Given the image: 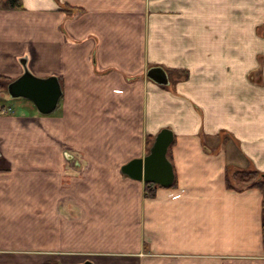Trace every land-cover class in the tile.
Returning a JSON list of instances; mask_svg holds the SVG:
<instances>
[{
    "label": "crops",
    "instance_id": "0c3cea01",
    "mask_svg": "<svg viewBox=\"0 0 264 264\" xmlns=\"http://www.w3.org/2000/svg\"><path fill=\"white\" fill-rule=\"evenodd\" d=\"M21 2L0 10V75H54L62 95L47 115L16 98L22 116L0 97V264H264L262 192L227 174H264V0ZM163 127L175 180L147 193L120 167ZM65 176L76 219L58 208ZM56 243L99 254L22 250Z\"/></svg>",
    "mask_w": 264,
    "mask_h": 264
},
{
    "label": "water",
    "instance_id": "95a60500",
    "mask_svg": "<svg viewBox=\"0 0 264 264\" xmlns=\"http://www.w3.org/2000/svg\"><path fill=\"white\" fill-rule=\"evenodd\" d=\"M147 76L158 84H168L167 73L160 66L150 67ZM6 93L10 98L29 100L40 114L47 115L57 107L62 89L56 76L38 77L25 68L22 74L6 85ZM173 140V131L168 127L161 128L154 135L148 153L143 157L132 158L123 164L121 173L144 183H152L161 187L172 186L175 176L173 165L167 154ZM71 264L93 263L85 260Z\"/></svg>",
    "mask_w": 264,
    "mask_h": 264
},
{
    "label": "rangeland",
    "instance_id": "374dc122",
    "mask_svg": "<svg viewBox=\"0 0 264 264\" xmlns=\"http://www.w3.org/2000/svg\"><path fill=\"white\" fill-rule=\"evenodd\" d=\"M21 8H18V9L5 8V7H3V5L1 3V0H0V10H21ZM260 28H261V26H260ZM260 31H262V30H260ZM11 80H13V79L10 78V77L8 78V77H4V76L0 75V85L6 86ZM5 94H7L5 92V89L4 88L0 89V97L4 96ZM19 100L20 99L13 98V99H9V100H7L5 102H6V104L8 103L9 105L14 106L15 110L17 109L16 110L17 111V115H21V114L23 115V112H22L23 110L22 109H24L25 111L31 110L30 109L31 104L24 103L25 105H20L21 103H18ZM12 112H13V108L12 107L4 108L1 111V113H10V114ZM24 115L27 116V120L25 121L26 126L34 128L35 125H34V123L31 124V122H34V119H33L34 117L33 116L35 114L33 116L30 115V114H24ZM44 123L45 122L43 121V122H40V123L36 122L35 124L37 126H39V125L42 126ZM153 138H154V136H151V137L143 136V140L145 141V143H144L145 144V146H144L145 152H144L143 156H145L148 153L149 147L151 146ZM54 139L56 141H58L59 148L62 151L63 156H67L68 158L76 159L78 161L79 165L81 164V162L85 163V161L88 160L86 158V156H85L86 153L83 150L79 149L78 147H75L74 143H76V142H71V141L69 142V141H66V140H59V138H57V137L54 138ZM80 142H81V140H79V143ZM172 145H173V143H172ZM143 156H140V157H143ZM167 156H168V154H167ZM67 166L69 167V164ZM64 167H66V166H63V168ZM66 169H68V168H66ZM120 171H121V167H120ZM239 171H248V170L247 169H241V168L236 167V166H231V167L228 168V173L227 174H228L229 182H231L235 186L238 185V184L243 185V186L247 185L246 183H242L240 181H237V177L239 176V173H238ZM2 173H4V172H2ZM243 173H245V172H243ZM66 177L68 178L69 176H65V178ZM65 178L63 179V184H61V186H59L60 198L58 200V208H59V210H60V212L62 214L61 215L62 218H67V216H70L71 219H72V217H74L76 219V217L79 218L80 213H81L79 198L78 197H74V196H72L70 194H67L68 192L66 193V191H69V189H70V186L68 185V183L71 182V181L69 179H67V178L65 179ZM147 184H149V183H147ZM76 188H78V187H76ZM75 190H77V189L74 188V191ZM144 191L148 192V191H146V189H144ZM67 203H69L70 206L66 205ZM59 235H60V232L58 233V236ZM84 246L85 247H83V248H74L75 246L74 247H67V246L63 245L62 243H56V244H53V245L46 244V245H44L42 247L41 246L37 247V246L31 244V245H27V246L23 247L22 250H23V252H34V251H37V252H40V253H45L46 251L47 252L49 251L48 254L50 253L51 255H54L58 259L64 258V257H69V256L70 257H74V256L77 257L78 256V257L86 258V257H89V256L93 255V253L94 254H96V253L99 254V252H96V253L94 252V251H97L96 247H93L92 245H90V247H87L86 245H84ZM13 249H15V248H13ZM23 252H20V253H23ZM100 254H102V253H100ZM55 263H61V262H59V260H58ZM55 263H52V261H51V262H48L47 264H55Z\"/></svg>",
    "mask_w": 264,
    "mask_h": 264
},
{
    "label": "trees",
    "instance_id": "16d2710c",
    "mask_svg": "<svg viewBox=\"0 0 264 264\" xmlns=\"http://www.w3.org/2000/svg\"><path fill=\"white\" fill-rule=\"evenodd\" d=\"M1 3L3 7L5 8H11V9H18L22 7V2L21 0H1ZM4 88L6 92V86L0 85V89ZM172 146V144H171ZM170 146V147H171ZM245 172V173H243ZM239 176L237 177V181H240L242 183H246L250 187H255L259 189L262 192L263 195V201H262V230H263V238H264V174H260L257 171H239ZM147 187V191L150 190V185H155L152 183L145 184ZM148 193V192H147Z\"/></svg>",
    "mask_w": 264,
    "mask_h": 264
}]
</instances>
